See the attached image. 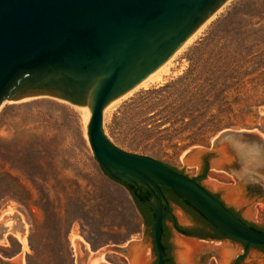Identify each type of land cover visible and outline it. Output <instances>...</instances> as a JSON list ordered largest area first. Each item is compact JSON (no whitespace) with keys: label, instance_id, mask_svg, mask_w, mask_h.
<instances>
[{"label":"rangeland","instance_id":"1","mask_svg":"<svg viewBox=\"0 0 264 264\" xmlns=\"http://www.w3.org/2000/svg\"><path fill=\"white\" fill-rule=\"evenodd\" d=\"M168 71L163 82L108 111V136L197 177L204 166L190 163L192 151L232 133L224 141L231 168L220 171L205 156L202 183L264 229V0H232ZM87 126L76 106L49 96L0 112V264H88L89 251L103 250L102 264H132V252L122 250L132 241L144 244L146 264L157 263L154 217L148 213L147 224L131 191L103 171ZM171 206L178 224L198 231L194 221L202 218L188 203L176 198ZM165 229L172 233L169 253L181 264L178 235L170 222ZM199 241L193 264H224V246L234 252L229 262L240 256V264H264V248Z\"/></svg>","mask_w":264,"mask_h":264},{"label":"water","instance_id":"2","mask_svg":"<svg viewBox=\"0 0 264 264\" xmlns=\"http://www.w3.org/2000/svg\"><path fill=\"white\" fill-rule=\"evenodd\" d=\"M231 1L0 0V112L46 96L90 108L87 138L96 160L116 181L135 187L154 211L158 264H164L162 229L169 211L163 186L228 236L264 246V230L234 214L195 177L154 157L127 151L108 136L111 107L153 79ZM228 134L232 133L220 135L209 149L192 151L189 161L194 159L202 168L205 156H212V164L230 169L234 157L224 143ZM142 187L152 192V198ZM176 234L202 240L179 230ZM143 246L132 241L122 250Z\"/></svg>","mask_w":264,"mask_h":264},{"label":"bare ground","instance_id":"3","mask_svg":"<svg viewBox=\"0 0 264 264\" xmlns=\"http://www.w3.org/2000/svg\"><path fill=\"white\" fill-rule=\"evenodd\" d=\"M212 19V18H211ZM210 19V20H211ZM209 20V21H210ZM208 21V22H209ZM207 22V23H208ZM206 23V24H207ZM206 24L195 34V36L180 50L182 51L184 48H186L190 43H192L196 38L197 36L202 32V30L204 29V27L206 26ZM179 51V52H180ZM178 52V53H179ZM177 53V54H178ZM176 54V55H177ZM175 55V56H176ZM174 56V57H175ZM173 57V58H174ZM172 58V59H173ZM171 59V61H172ZM170 61V62H171ZM170 62L151 80H149L148 82H146L145 84H143L142 86L138 87L137 89H135L134 91L130 92L129 94H127L126 96L122 97L121 99H119L112 107L111 109L109 110L112 111L123 99H125L126 97H128L129 95H132L134 92L142 89V88H148L150 87L151 85L153 84H156V83H160V82H163L165 80V75L169 72L168 71V65L170 64ZM81 114H82V117L84 119V122H85V125L87 126V123L91 117V114H92V111L90 108H87V107H84V106H76ZM193 161L195 162L194 159L191 160L190 163H193ZM214 166H216L217 168H219L218 170L222 171V170H226L224 169V167L221 165V163L219 164H216V163H213ZM228 170V169H227ZM210 183H212L213 185L217 186L216 182L214 181H210ZM235 189H231L230 191V195L235 197L237 196L238 194L235 193ZM253 212V211H252ZM250 213H251V210H250ZM26 236V235H25ZM22 242L25 244L26 243V239L25 237H20ZM77 239V238H76ZM177 243L180 245V247H182V249L180 251H178V258L180 259V262L184 263V264H193L192 260H193V257H194V254L199 251L200 248H202V246L204 245V243L202 241H199V240H196V239H192V238H185V237H180L178 236L177 237ZM81 243V242H80ZM75 246H80L79 243L76 242V245ZM88 248V247H87ZM86 248V249H87ZM81 249H79L80 251ZM84 250V249H83ZM78 251V249H77ZM89 251V250H88ZM220 251H222V254H224V264H228L229 263V258L232 257V254L234 253L233 250H230L229 248L225 247L224 248L222 247L220 249ZM132 252V257H131V262L132 264H146L147 262L144 260V251L141 249V250H138L136 251L135 249ZM105 262V251H98V252H94V251H89V259H88V264H102ZM223 261V260H222ZM228 261V262H227ZM19 262V261H18ZM222 263V262H221ZM19 264V263H17ZM21 264V263H20ZM223 264V263H222Z\"/></svg>","mask_w":264,"mask_h":264},{"label":"flooded vegetation","instance_id":"4","mask_svg":"<svg viewBox=\"0 0 264 264\" xmlns=\"http://www.w3.org/2000/svg\"><path fill=\"white\" fill-rule=\"evenodd\" d=\"M205 164H204V167L202 168V173L196 177V180L200 183H202V178L201 176L204 175L205 173ZM203 184V183H202ZM142 190L145 194L146 197L148 198H152V192L147 189L146 187H142ZM162 190L166 196V198L168 199L169 201V211L165 217V220H164V224H163V229H162V244H163V247H164V264H175L174 262V259H173V256L171 255V253H169L170 251V243H169V239H170V236H171V232L170 231H167L165 229V226H166V223L167 222H170L171 223V228L172 229H175L176 230H179V229H182V230H186L188 232H192L194 235L193 236H197L199 238H201L202 240L203 239H210L211 241H215V242H218V241H221V240H226V239H235L233 237H230V236H226L224 235L222 232H220L219 230H217L212 224H210V221L197 209L195 208L193 205L189 204L191 206V208L196 212L198 213L202 220H195L194 221V225L193 227L198 229V231H192L190 230L189 228L187 227H183L181 226L180 224H178L172 217V200L170 199V197H172L173 195V192L170 188L168 187H165L163 186L162 187ZM214 195L216 197H218L221 201H223L220 196L214 192ZM224 202V201H223ZM145 203H147L145 201ZM225 203V202H224ZM226 204V203H225ZM147 205L149 206V204L147 203ZM138 206L140 208V211L142 212L144 218H146V214H145V211H142L141 209V204L138 203ZM143 207V206H142ZM150 207V206H149ZM180 208L183 209V207L181 206ZM229 209L234 213L236 214L237 216H239L240 218H242L245 222H247L249 225L251 226H255L253 225L252 223H250L249 221H247L245 218H243L237 211H235L233 208L229 207ZM150 216H153L155 218V214H154V211L153 209L150 207ZM257 227V226H256ZM259 228V227H258ZM238 240V239H237ZM241 241V240H240ZM243 242V241H242ZM251 245H247L245 243V251H248L249 247ZM252 246H255L257 248H261L264 247V246H257V245H252ZM264 251V250H263ZM243 258L242 257H236L232 263L233 264H240L241 263V260ZM158 264V260H157V263Z\"/></svg>","mask_w":264,"mask_h":264},{"label":"trees","instance_id":"5","mask_svg":"<svg viewBox=\"0 0 264 264\" xmlns=\"http://www.w3.org/2000/svg\"><path fill=\"white\" fill-rule=\"evenodd\" d=\"M166 164V163H165ZM168 165V164H167ZM170 166V165H168ZM172 167V166H170ZM174 170L178 171V172H181V173H184L183 171L181 170H178L177 168L175 167H172ZM103 169V168H102ZM103 171L108 175L110 176L111 178H113L114 180H117L115 179L114 177H112L109 173H107L104 169ZM204 175L201 176V178H203ZM196 178V177H195ZM123 185H125L130 191L131 193L134 195L135 199L138 201L139 204H141V209L142 211H145V214H146V218H147V224L150 223V220L148 219V213L150 214V207L147 205V203H145V200L143 199L142 195L140 194V192L133 186L131 185H128V184H125V183H122ZM173 195L172 197H170L171 200H174L176 198H179L181 200H183L184 202L188 203L185 199H183L181 196H179L177 193H175L173 190ZM190 204V203H188ZM143 206V207H142ZM210 224H212L217 230H219L220 232H222L220 229H218L212 222H210ZM254 228L256 229H260V230H264V229H261V228H258L256 226H253ZM164 230V229H163ZM179 231L183 232L184 234H187V235H194L192 232H188L186 230H182V229H179ZM223 233V232H222ZM224 235L228 236L227 234L223 233Z\"/></svg>","mask_w":264,"mask_h":264}]
</instances>
